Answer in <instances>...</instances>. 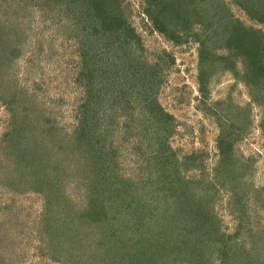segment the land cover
<instances>
[{
	"label": "trees",
	"instance_id": "1",
	"mask_svg": "<svg viewBox=\"0 0 264 264\" xmlns=\"http://www.w3.org/2000/svg\"><path fill=\"white\" fill-rule=\"evenodd\" d=\"M28 1L32 10L43 12L41 21L55 20L66 40H77L74 50L79 59L67 60L75 63L76 81L85 89L73 114L75 125L69 131L63 130L57 113L64 99L39 97L45 92L39 82L19 81L15 62L25 51L24 37L19 36L10 46L1 44L0 104L8 112L9 121L0 134V157L3 154L5 168L0 170V188L11 193H41L40 254L45 252L54 261L69 264H116L114 260L118 264H174L180 257L188 264H210L215 248L221 251V246L213 242L219 230L214 206L217 186L187 182L177 171L179 157L168 146L162 153L147 149L153 134L165 143L176 123L155 95L163 81L144 72L153 63L148 66L150 61L134 54L140 53L141 38L132 24L128 5L123 0ZM229 1L264 24V0ZM1 4L12 8L14 3L0 0ZM142 14L152 30L168 40L180 43L191 38L198 43L200 90L215 67L234 71L236 68L231 66L239 61L245 82L256 89L264 86V32L234 18L225 0H144ZM217 48L226 53L219 54ZM29 50L30 66L35 64L34 55L50 62L56 53L52 42L47 50L41 42ZM161 60L164 66L170 62L165 57L156 62ZM135 104L147 115L134 119ZM115 108L131 113L123 121L119 116L113 124L111 114ZM167 127L163 138L160 131ZM233 137L226 123L220 125L216 144L221 168V162L228 165L232 159ZM126 142H130L128 147ZM131 149L141 153L132 154ZM126 155L143 157L144 163L135 169L143 171L144 179H150L130 181L126 168L120 172L118 160ZM70 160H74L72 168ZM157 174L160 180L152 181ZM72 182L84 199L77 201L68 193ZM225 182L222 186L229 188ZM229 190L235 196L236 190ZM170 192L175 197L172 203L167 201ZM10 208L5 205V210ZM11 216L5 212L4 220L12 223ZM161 217L166 225L175 223L173 231L178 236L155 225L157 219L162 222ZM77 248L83 249L82 259L70 253ZM16 257L0 253V264H14Z\"/></svg>",
	"mask_w": 264,
	"mask_h": 264
},
{
	"label": "rangeland",
	"instance_id": "2",
	"mask_svg": "<svg viewBox=\"0 0 264 264\" xmlns=\"http://www.w3.org/2000/svg\"><path fill=\"white\" fill-rule=\"evenodd\" d=\"M123 1L128 5L132 24L141 38V48L138 51L140 53L134 52V54L150 61L148 66L153 63V66L144 72L148 71L152 77H158L163 81L155 95L159 105L165 112L174 116L176 123L175 131L164 139L165 143L158 141V137L156 140L153 134L152 138L148 139V145L146 142L143 144L147 145L149 151L156 150L162 153L165 152L166 146L175 151L176 156L179 157L176 162L179 167L177 171L192 185L209 183L211 186L212 184L217 186L214 206L219 230L218 236L215 235L217 239L213 242L216 246H221V251L215 248L210 256V264H264V86L256 89L251 82L250 85L246 83V79L242 77L243 64L239 61L230 65L236 68L234 71L230 68L222 70L221 65L215 67L205 77L204 86L200 90L198 43L191 38L180 43L168 40L163 34L152 30L150 23L142 14L144 0ZM13 3L12 8L0 5V47L1 44L10 46L19 36L24 37L25 51L15 62L19 81L31 84L33 81L39 82L41 89L45 90L39 97L46 98L52 95L53 98L64 99L57 117L63 130L66 128L69 131L75 125L76 119L73 114L85 92L83 86L76 81L75 63L73 60H67L72 58L78 61L79 57L74 50L77 40L75 38L66 40L63 29H58L60 25H57L55 20L41 21L43 12L32 10L28 0H13ZM225 3L234 18L264 32V24L251 19L239 5L229 0H225ZM83 37L87 36L83 35ZM38 42L45 45L46 50L52 42L56 53L53 54L54 59L50 62H45L41 56L34 55L35 64L31 63L30 66L27 62V57L32 55L29 49ZM215 50L219 54L226 53L225 49ZM160 57L170 60L167 66L160 64L164 60L156 62ZM159 65L161 69L158 68ZM145 75L149 77L147 72ZM134 107L136 108L133 111L134 119H141L143 115H147V111L140 105L135 104ZM129 113L130 110L117 108L112 110L113 124L118 121L119 116L123 121L124 116ZM8 115L0 104V134L9 121ZM223 123L234 132L235 140L230 151L232 159L228 165L221 162L224 166L221 168L216 138ZM167 132L168 127L160 131L163 138ZM129 143L126 142L127 147ZM139 153L141 150H138V153L132 152L138 155ZM73 161H69L71 168ZM118 162L119 168H122L120 172L125 168V171H129L125 175L130 176V181L150 179L146 176L144 179L143 171L135 169L140 163H144L143 157L126 155L123 159L119 158ZM158 162L155 165L157 168L161 158ZM162 163L166 164V160H162ZM3 165L2 154L1 172L5 169ZM160 178L161 176L157 174L152 181ZM224 180L228 182L229 188L222 186ZM158 185L160 186V183ZM76 187H78L76 183L72 182L70 186L68 185V193L77 201L84 199L83 194ZM230 188L236 190L235 196L234 193L231 196ZM172 193H167L170 198V201L167 200L169 203L175 199ZM6 204L11 205L10 210H5ZM5 212L8 216L12 215V223L4 220ZM42 214L41 193L33 190L11 193L0 188V251L7 252L10 257H16V253L21 251L19 257L15 258L14 264H69L64 260L54 261L52 257H47L45 252L40 254L41 249L37 242L39 243V231L42 229L40 222ZM163 219L161 217L162 222L157 219L155 225L160 224L163 226V232L168 230L178 236L173 231L175 223L166 225ZM207 238L210 241L212 237ZM209 241L207 243H210ZM8 242L14 245L7 244ZM73 250L70 253L82 259L83 249ZM0 253L9 257L7 253ZM114 263L118 264L116 260ZM184 263L186 262L180 257L174 264Z\"/></svg>",
	"mask_w": 264,
	"mask_h": 264
}]
</instances>
